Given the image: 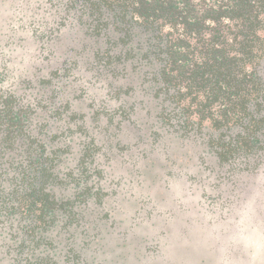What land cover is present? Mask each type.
Listing matches in <instances>:
<instances>
[{"label":"trees","instance_id":"trees-1","mask_svg":"<svg viewBox=\"0 0 264 264\" xmlns=\"http://www.w3.org/2000/svg\"><path fill=\"white\" fill-rule=\"evenodd\" d=\"M35 3L0 17L24 35L12 59L0 48V83L18 79L0 97V247L9 238L12 264L92 260L119 208L106 169L128 151L117 135L137 110L211 151L224 178L263 166L264 0ZM67 30L91 45L67 49Z\"/></svg>","mask_w":264,"mask_h":264},{"label":"rangeland","instance_id":"rangeland-1","mask_svg":"<svg viewBox=\"0 0 264 264\" xmlns=\"http://www.w3.org/2000/svg\"><path fill=\"white\" fill-rule=\"evenodd\" d=\"M35 1L0 0V17L15 9H34ZM2 22L0 18V48L7 45L3 60H10L14 51L24 50L18 48L22 42L12 41L24 35L14 32L9 20ZM62 38L67 49L91 45L75 30ZM57 57L48 69L54 60L61 61ZM23 63L15 65L27 74L36 65ZM9 75L8 83H0V97L18 82L16 71ZM145 112L137 110L120 127L117 141L128 151L116 154L106 169L119 183V208L109 224L100 225L99 248L92 249L88 264H264V164L257 173L224 178L211 151L167 132ZM153 130L160 137L151 145ZM7 239L0 247V264H12Z\"/></svg>","mask_w":264,"mask_h":264}]
</instances>
